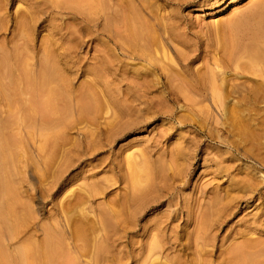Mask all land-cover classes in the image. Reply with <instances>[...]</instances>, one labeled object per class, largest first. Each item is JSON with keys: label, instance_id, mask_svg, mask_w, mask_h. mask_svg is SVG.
Instances as JSON below:
<instances>
[{"label": "rangeland", "instance_id": "1", "mask_svg": "<svg viewBox=\"0 0 264 264\" xmlns=\"http://www.w3.org/2000/svg\"><path fill=\"white\" fill-rule=\"evenodd\" d=\"M62 1L0 0V264H264V0Z\"/></svg>", "mask_w": 264, "mask_h": 264}, {"label": "bare ground", "instance_id": "2", "mask_svg": "<svg viewBox=\"0 0 264 264\" xmlns=\"http://www.w3.org/2000/svg\"><path fill=\"white\" fill-rule=\"evenodd\" d=\"M2 1H3V0H2ZM7 1H8V0H7ZM25 1H29V2H31V3L34 4L36 7L41 8L42 10H43V8H42L43 5L45 4L44 0H25ZM59 1H60V0H59ZM59 1L57 0V2H59ZM76 1H77V0H75V1H73V0H69V1H67V0H66V2H76ZM82 1H84L85 5H86V2H87L88 5H91V6H92V7H90V10H91V8L94 7V5H93V4H94V3H93V0H86V1H85V0H82ZM82 1L80 0V2H82ZM99 1H100V0H99ZM62 2H63V1L61 0L59 3L61 4ZM64 2H65V1H64ZM66 2H65V3H66ZM103 2H104V1H103ZM7 3H8V2H7ZM47 3H48V2L46 1V5H47ZM52 3H53V2H52ZM54 3H56V2H54ZM65 3H64V4H65ZM77 3H79V0L77 1ZM84 3L82 2L81 4L84 5ZM125 3H126V2H125ZM1 4H2V3H1ZM60 4H58V6H59ZM62 4H63V3H62ZM62 4H61V6H62ZM67 4H69V3H67ZM67 4H66V5H67ZM73 4H74V3H73ZM73 4L70 3L68 6H71V7H72V6L75 5V4H74V5H73ZM103 4H104V3H103ZM103 4H102V8H103ZM7 5H8V4H7ZM55 5H56V4H55ZM78 5H80V4H77V6H74V7H77V8L80 9V6H81V5H80L79 7H78ZM11 6H12V5H11ZM11 6H10V7H11ZM56 6H57V5H56ZM64 6H65V5H64ZM99 6H100V5H99ZM82 7H83V6H82ZM86 7H87V6H86ZM86 7H85V8H86ZM88 7H89V6H88ZM88 7H87V9H88ZM3 8H4V7H3ZM99 8H100V7H99ZM1 9H2V8H1ZM41 9H40V10H41ZM44 9H45V8H44ZM83 9H84V7H83ZM90 10H88V11H90ZM92 10H93V9H92ZM91 12H92V11H91ZM27 13H28V12H27ZM40 13H41V12H40ZM92 13H93V12H92ZM94 13H95V12H94ZM5 14H6V13H4V15H5ZM41 14H42V13H41ZM11 15H12V14H11ZM90 15H91V13H90ZM92 15H93V14H92ZM13 17H14V16H13ZM44 18H45V17H43V16H39V18H38V20H37V23H39V24H38L39 26H40V24H42V23L44 22ZM12 19H13V18H12ZM263 19H264V18H263ZM127 20H129V19H127ZM131 22H132V21H131ZM131 22H130V23H131ZM133 22H134V21H133ZM133 22H132V23H133ZM22 24H25V23H22ZM22 24H21V26H20V23L17 24L18 29H19V27L21 28V27L23 26ZM130 26L133 27L132 24H129V27H130ZM23 27H24V26H23ZM27 27H28V26H27ZM29 27H30V26H29ZM29 27H28V28H29ZM133 28L136 30V32H135V30L133 31ZM133 28H132V30H131L132 33L135 32V33H136V36L138 37V35H137V31H138L140 28H139V29H136V27H133ZM137 28H138V27H137ZM20 30H21V29H20ZM22 30H24V29H22ZM140 30H141V29H140ZM140 30H139V31H140ZM141 31L143 32V30H141ZM19 32H20V31H19ZM139 33H140V32H139ZM144 34H145V33H144ZM140 35H142V37H141V39H142V38H143V33H140ZM132 36H133V35H132ZM128 37H129V36H128ZM132 38H133V37H132ZM134 38H135V37H134ZM145 38H147V37H145ZM20 39H21V38H20ZM136 39H137V38H136ZM148 39H149V38H148ZM151 39H152V37H151ZM142 40H144V39H142ZM142 40H141V41H142ZM146 40H147V39H146ZM144 41H145V40H144ZM154 41H155V40H154ZM148 42H149V40H148ZM145 43H147V42H145ZM128 44H129V43H128ZM147 44H148V43H147ZM132 45H133V44H132ZM129 47H130V46H129ZM139 47H140V46H139ZM17 48H18V47H17ZM133 48H135V47L133 46ZM20 49H22V48H20ZM247 49H248V48H247ZM132 50H133V49H132ZM139 50H140V49L138 48L137 51H139ZM128 51H129V50H128ZM251 51H252V50H251ZM15 52L17 53V49H16V51L14 50V53H15ZM21 52H22V51H21ZM142 52H143V51H142ZM130 54H131V53H130ZM14 55H16V54H14ZM142 55H143V54H142ZM0 63H1V61H0ZM5 63H6V61H5ZM1 64H2V63H1ZM6 64H7V63H6ZM3 68H4V67H3ZM4 70H5V69H4ZM26 71H28V70H26ZM26 71H25V74H26V76H27L28 72L26 73ZM47 71H48V70H47ZM47 71H46V69H45V72H46V73H48ZM6 72H7V71H6ZM23 72H24V71H23ZM43 72H44V71H43ZM46 73H44V74H46ZM1 74H2V73H1ZM143 74H144V73H142L141 75L143 76ZM145 74H146V73H145ZM145 74H144L143 77H146ZM148 74H149V73H148ZM152 74H153V73H152ZM22 75H23V74H22ZM47 75H48V77H49V73H48ZM47 75H45V76L43 75L42 78H46ZM136 75H137V74H136ZM153 75H154V74H153ZM26 76H25L24 80L26 79ZM33 76H35V75H33ZM40 76H41V75H40ZM149 76H150V75H148L147 77H149ZM21 77H22V76H21ZM35 77H36V76H35ZM48 77H47L46 79H44V80L42 79V80H43L44 82H47ZM28 78H29V75H28ZM38 78H39V77H38ZM38 78H37V79H38ZM40 78H41V77H40ZM50 78H51V77H49V81L51 82ZM150 78H152V77H150ZM22 79H23V78H22ZM33 79H35V78H33ZM213 79H214V78H213ZM221 79H223V78H221ZM42 80L40 79V81H42ZM36 81H37V80H36ZM43 81L40 82V84L38 83L39 86L42 85ZM220 81H221V80H220ZM220 81H219V82H220ZM226 81H227V80H226ZM29 82H30V81H29ZM50 82H47L46 84L44 83V84L42 85V87L44 88V85H45L46 87H47V85H49L48 87L50 88V87H51V84L53 83V82H51V83H50ZM0 83L2 84L3 82L0 81ZM23 83H25V82H23ZM27 83H28V82H27V80H26V84H27ZM157 83H158V82H157ZM221 83H222V82H221ZM1 84H0V87H1ZM8 84H9V83H8ZM11 84H12V83H11ZM33 84H34V83H33ZM36 84H37V82H36ZM38 84H37V85H38ZM155 84H156V83H155ZM159 84H160V82H159ZM24 85H25V84H24ZM167 85H168V84H167ZM221 85H223V84H221ZM221 85H220V86H221ZM2 86H3V85H2ZM6 86H7V85H6ZM6 86H5V87H6ZM52 86H53V85H52ZM150 86H151V85H150ZM152 86H153V85H152ZM213 86H214V84H213ZM42 87H40V88H42ZM46 87H45V88H46ZM53 87H54V86H53ZM53 87H51V88H53ZM214 87H215V86H214ZM32 88H33V86H32ZM45 88H44V89H45ZM148 88H149V87H148ZM168 88H169V86H168ZM168 88H167V89H168ZM5 89H6V88H5ZM5 89H4V87H3V90H5ZM7 89H8V88H7ZM7 89H6V92H7ZM37 89H39V87H38ZM44 89H43V90H44ZM220 89H221V88H220ZM14 90H15V89H14ZM45 90H46V89H45ZM45 90H44V91H45ZM165 90H166V89H165ZM32 91H33V90H32ZM38 91H39V90H38ZM47 91H48V90H47ZM49 91L51 92L52 90L49 89ZM53 91H54V90H53ZM149 91H150V90H149ZM169 91H171V89H170ZM12 92H13V91H12ZM22 92H23L24 95H27V91H26V90H24V91H22ZM35 92H36V90H34V91L31 93L32 96H33V93H35ZM41 92H43V91H41ZM45 92H46V91H45ZM45 92H43V94H44ZM171 92H172V91H171ZM17 93H18V92H17ZM37 93L39 94V92H37ZM53 93H55V92H53ZM53 93H52V94H53ZM146 93H147V92H146ZM8 94H9V93H8ZM31 94H30V96H31ZM38 94H36V95H37L36 97L40 96L42 93H41L40 95H38ZM45 94H46V93H45ZM48 94H50V93L48 92ZM48 94H47V95H48ZM144 94H145V93H144ZM15 95H16V94H15ZM47 95H46V96H47ZM50 95H51V94H50ZM50 95H48V97H49ZM55 95H56V97H54ZM58 95H59V94H58ZM88 95H89V94H88ZM43 96H44V95H43ZM54 96L51 97V100H52L51 103H47V102L44 100V99L46 98L45 96H44L43 98L40 96V98H41V99H40V102H41V100L43 99V100H44V104L46 105V106L43 105V107H42V104H43V103H42V104L40 103L41 105H38L39 107H36V105L39 104V103H37L38 101H36L37 98H36V99H33V98H32V99L34 100V102L36 101L35 104H34V102H32L33 100H32L31 97H30V101H31V102L33 103V105H34V106L31 105V103L29 102L30 105H31L30 108L33 107V108L36 110V108L39 109L40 106H41L42 110H45L46 108L44 109V107H47V106H49L50 104L52 105L54 99H56V98H57L56 100H57V102H58L59 98L61 97V96H60V97H59V96L57 97V94H54ZM62 96H64V95L62 94ZM129 96H132V95H129ZM169 96H170V95H169ZM16 97H17V96H16ZM48 97L46 98V100L49 102L48 99H50V97H49V98H48ZM91 97H92V96H91ZM133 97H136V96H133ZM8 98H9V96H8ZM8 98L6 97V100H7ZM136 98H137V97H136ZM142 98H143V97H142ZM168 98H170V97H168ZM11 99H12V98H11ZM13 99H14V98H13ZM13 99H12V101H13ZM38 99H39V98H38ZM61 99H62V98H61ZM61 99H60V100H61ZM80 99H81V98H80ZM89 99H90V98H89ZM89 99H88V100H89ZM145 99H148V98H147V95H146V98H145ZM8 100H9V99H8ZM19 100H21V99L18 98V101H17V102H19ZM43 100H42V101H43ZM51 100H50V101H51ZM138 100H140V99H138ZM142 100H143V99H142ZM148 100H149V99H148ZM171 100H172V99H171ZM15 101H16V99L14 100V102H15ZM83 101L85 102V100H83ZM91 101H92V100H91ZM93 101H94V100H93ZM93 101H92V103H93ZM9 102H10V101H9ZM9 102H7V103H9ZM14 102H13V104H14ZM54 102H55V101H54ZM80 102H81V101H80ZM84 102H82V107H83V105H84ZM85 103H86V102H85ZM13 104H12V105H13ZM19 104H20V103H19ZM47 104H48V105H47ZM53 104H54V106H55V103H53ZM57 104H58V103H57ZM57 104H56V105H57ZM59 104H60V103H59ZM59 104H58V107H59ZM80 104H81V103H80ZM86 104H87V103H86ZM86 104H85V106H86ZM88 104H89V103H88ZM94 104H95V102H94ZM96 104H97V102H96ZM104 104H105V103H104ZM0 105H3V107H5V106H4V98H3L2 96H0ZM15 105H17V104L15 103ZM102 105H103V104H102ZM13 106H14V105H13ZM19 106H20V105H19ZM54 106H53V109H50L52 106H51V107L49 106L50 108H48V110H50V111L53 110V111H54V109L57 107V106H55V107H54ZM75 106H76V105H75ZM85 106H84V108H85ZM87 106H88V105H87ZM90 106H91V104H89L88 108H89ZM92 106H93V105H92ZM97 106H98V105H97ZM106 106H107V105H106ZM14 107H15V106H14ZM35 107H36V108H35ZM58 107H57V110H56V109H55V110L57 111V114L60 115L59 110H58ZM62 107H63V106H62V104H61V107H59V108L62 109ZM64 107H65V106H64ZM78 107H79V106H78ZM8 108H9L10 110H12L11 107H8ZM28 108H29V107H28ZM41 108H40V109H41ZM91 108H92V107H91ZM93 108L95 109V107H93ZM99 108H100V107H99ZM102 108H103V107H102ZM116 108H117V107H116ZM14 109H15V108H14ZM26 109H27V108H26ZM34 109H33V111H34ZM94 109H93V110H94ZM97 109H98V108H97ZM15 110H16V109H15ZM24 110H25V109H24ZM27 110H29V109H27ZM42 110H40V111H42ZM66 110H67V109H66ZM98 110H99V109H98ZM100 110H101V108H100ZM100 110H99V111H100ZM1 111H2V110H1ZM38 111H39V110H38ZM45 111H46V110H45ZM60 111L62 112V110H60ZM78 111H79V110H78ZM83 111H84V110H83ZM23 112H25V111H23ZM27 112H28V111H27ZM36 112H37V110H36ZM54 112H55V111H54ZM96 112H97V111H96ZM4 113H7V111L4 110ZM15 113H16V112H15ZM15 113H14V114H15ZM30 113L32 114L31 111H30ZM45 113L47 114V112H45ZM49 113H50V112H49ZM51 113H52V111H51ZM62 113H64V111H63ZM62 113H61V114H62ZM65 113H67V112H65ZM17 114H18V113H16L15 115H17ZM23 114H24V113H23ZM23 114H22V115H23ZM28 114H29V113H28ZM28 114H26V117L23 115V116H24L23 118L28 119V118L30 117V116H28ZM31 114H30V115H31ZM34 114H35V111H34ZM42 114H43V115H46V114H44V111L42 112ZM42 114H41V115H42ZM55 114H56V112H55ZM57 114H56V116H57V119H58V115H57ZM35 115H37V114H35ZM35 115H32V117L35 116ZM49 115H50V114H49ZM63 115H65V114H63ZM7 116H8V115H7ZM10 116H11V115H10ZM50 116H51V115H50ZM52 116H53V114H52ZM60 116H61V115H60ZM21 117H22V116H21ZM27 117H28V118H27ZM46 117H47V118L49 117L48 114H47V116H45V120H44V121H45V122H44L45 124H46V121H47V122H48V120L50 121V119H49L50 117L48 118V120H46V119H47ZM33 118H34V117H33ZM42 118H44V117H42ZM52 118H54V117H51V123H53L54 120H55V119H52ZM65 118H66V117H65ZM60 119H61V118H60ZM60 119H58V120H60ZM6 120H7V119H6ZM23 120H24V119H23ZM23 120H22V121H23ZM30 120H31V119H30ZM58 120H57V121H58ZM136 120H137V119H136ZM24 121H25V120H24ZM55 121H56V120H55ZM57 121H56V123H54V125H55V124H58ZM23 123H24V122H23ZM23 123H22V124H23ZM61 123H62V120H61ZM13 124H15V123H13ZM59 124H60V123H59ZM134 124H135V123H134ZM47 125H49L50 127H52V125H51L50 123H49V124L47 123ZM62 125H63V124H62ZM129 125H130V123H129ZM12 126H13V125H12ZM12 126H11V127H12ZM43 126H44V125H43ZM125 128H126V127H125ZM58 132H59V131H58ZM117 134H118V133H117ZM60 135H61V134L59 133V137H60ZM14 136H15V135H14ZM14 138H15V137H14ZM10 139H11V138H10ZM17 139H19V138H17ZM47 139H48V138L46 137V140L44 141L45 143L48 141ZM59 139H60V138H59ZM15 140H16V139H15ZM49 140H50V138H49ZM16 141H17V140H16ZM16 141H14V143H15ZM18 141H19V140H18ZM20 141H21V140H20ZM12 142H13V141H12ZM21 142H22V141H21ZM48 142H49V141H48ZM2 144H3V143H2ZM47 144L50 146V142L47 143ZM45 147L48 148V146H46V144H45ZM50 147H51V146H50ZM50 147H49V149H50ZM49 149H48V150L45 149V150H46V151H49ZM50 150H51V149H50ZM87 150H88V149H87ZM90 151H91V149H90ZM90 151H88V152H90ZM88 152H87V153H88ZM47 155H48V153H47ZM50 156H52V155H50ZM50 160H51V158H50ZM50 162H51V161H50ZM48 163H49V160H48ZM136 163H137V162H136ZM49 164H50V163H49ZM49 164H48V165H49ZM134 164H135V163H134ZM132 166L134 167V165H132ZM136 166H138V163H137ZM133 167H130L131 170H132ZM142 167H143V166H141L140 168H142ZM135 168H136V167H135ZM135 168H134V169H135ZM140 168H138V170H139ZM136 170H137V168L135 169V171H136ZM138 170H137V172H138ZM143 170H144V169H143ZM132 172L135 173V174H136V172H134V170H133V171H131V174H132L133 177H134L133 179H136V180H137L138 178H137V177L135 176V174H133ZM138 173H139V172H138ZM140 174H141V173L136 174V175L141 176ZM143 174H144V172H143ZM129 175H130V174H129ZM47 176H48V175H47ZM139 176H138V177H139ZM130 179H131V177H130ZM130 181H132V180H130ZM138 181H139V180H138ZM138 181H137V182L134 181V182H136V183H134L133 181H132L133 183H132V182H130V183H132L133 186H134L135 184H138ZM140 184H141V182H139V184L136 185V187L139 186ZM133 186H131V188H132ZM141 186H142V185H141ZM141 186H140V187H141ZM136 187L134 186V187L132 188V191H134L133 189H134V188L136 189ZM138 188H139V187H138ZM141 189H142V188H141ZM50 190H51V189H50ZM136 190H137V189H136ZM136 190H135V191H136ZM135 191H134V192H135ZM137 191H138V190H137ZM141 191H142V190H141ZM143 191H144V190H143ZM48 192H49V191H48ZM138 192H140V190H139ZM138 192H136V193L138 194ZM141 193H143V192H141ZM144 193H145V192H144ZM144 193H143V195H144ZM137 194L134 193V195L131 196L132 199H133L134 196H136ZM141 196H142V195H141ZM136 198H137V197H135V199H136ZM138 198H139V195H138ZM128 199H129L130 202H131V199H130V198H128ZM128 199H127L126 202H127V203H130V202H128ZM135 199H134V200H135ZM132 201H133V200H132ZM134 202H135V201H134ZM115 213H116V212H115ZM119 215H123V216H124L123 213H122V214L120 213ZM114 216H116V219H118V220L120 221V219H119V217L117 216V214H114ZM121 217H122V216H121ZM80 218H81V217H80ZM113 218H114V217H113ZM125 218H126V217H124L123 219L125 220ZM78 220H79V219H78ZM88 220H89V219H88ZM102 220H103V219H102ZM125 221H126V220H125ZM77 222H78V221H77ZM77 222H76V223H77ZM85 222H86V221H85ZM122 222H124V221H122ZM89 223H91V221H90ZM120 223H121V222H120ZM83 225H84V224H83ZM88 225H89V224H88ZM77 226H78V225H77ZM77 226L75 227V229H76V230H75V233H76V231H77L78 234L80 235V234H81L80 231L84 232V231H83V230H84L83 228H84V226H86V225H84L83 228H80V227H82V226H80V225H79V227H77ZM90 227H92V226H90ZM78 228H80L81 230L79 231ZM86 228H87V227H86ZM113 228H114V227H113ZM2 229H3V228H2ZM90 230H91V229H90ZM0 232H2V231H0ZM84 233H85V232H84ZM78 234H77V235H78ZM79 235L77 236L78 239H79L80 237H82L81 235H80V236H79ZM82 235L84 236L83 233H82ZM84 237H86V236H84ZM80 239H81V238H80ZM83 239H84V238H83ZM48 241H49V240H48ZM56 241H58V240H56ZM53 242H55L54 239H53ZM53 242H51V243H52V244H51L52 246L50 245V243H49V245H48L47 247H45V245L43 246V247H45V248H44V259H45L46 263H49V262L52 261V256H53V253H54L53 251L55 250V252L57 253V251H58L57 248L59 249V247L61 246V244L58 245L59 242H58V243L55 242V243L58 245V247H57L55 244H54L55 246H53ZM46 243H47V241H46ZM246 244H247V243H246ZM101 245H102V244H101ZM245 246H246V245H245ZM247 246H248V245H247ZM247 246L245 247V249L247 248ZM39 247H40V245H39ZM41 247H42V246H41ZM53 247H55V249H54ZM95 247H96V246H95ZM97 247H98V246H97ZM152 247H153V246H152ZM98 248H99V247H98ZM156 248H157V247H155V249H156ZM243 248H244V247H243ZM36 249H37V248H36ZM64 249H65V248H64ZM26 250H27V248H26ZM56 250H57V251H56ZM96 250H98V249H96ZM233 250H234V249H233ZM233 250H230V251L228 250V251L231 252V251H233ZM240 250H241V249H239V248L236 249V250H234V251H233V255H232V252H231L230 255H229V254H228V255L226 254L227 256H230V257L228 258V261L230 260V261H229L230 264H232V263H233V264H237V261H238V260H239V261H240L241 259L244 260V258H241V257H240V255L242 254V253L240 252ZM243 250H244V249H243ZM247 250H248V249L244 250L245 252H244V251H243V252L246 253ZM33 251H34V249H33ZM36 251H37V250H36ZM228 251H226V252L229 253ZM64 252H65V251H64ZM226 252H225V253H226ZM249 252H250V251H249ZM249 252L246 253V255H247L248 258H249V256H250V255H249ZM251 252H252V251H251ZM254 252H255V251H254ZM254 252H253V253H254ZM59 253H61V250H60L57 254L60 255ZM105 253H106V251H105ZM225 253H223V254H225ZM240 253H241V254H240ZM257 253H258V255H261V254H260L261 251H260V253H259V252H257ZM28 254H29V253H28ZM255 254H256V252H255ZM36 255H37V254H36ZM39 255H40V254H39ZM198 255H200V254H198ZM204 255H205V254H204ZM231 255H232V256H231ZM256 255H257V254H256ZM27 256H28V255H27ZM29 256H30V255H29ZM33 256H34V255H33ZM56 256H57V255H55V256H53V257H56ZM67 256H69V255L66 254V257H67ZM13 257H14V256H13ZM37 257H38V256H37ZM57 257H58V256H57ZM57 257H56V258H57ZM64 257H65V255H64ZM66 257H65V258H66ZM199 257H201V256H199ZM253 257H255V256H253ZM7 258H8V257H7ZM59 258H60V257H59ZM61 258H62V257H61ZM65 258H63V259H65ZM239 258H241V259H239ZM0 259H1V258H0ZM8 259H9V258H8ZM24 259H25V258H24ZM32 259H33V258H32ZM39 259H40V257H39ZM179 259H180V258H179ZM198 259H199V258H198ZM223 259H224V258H223ZM226 259H227V258H225V260H226ZM253 259H254V258H253ZM54 260H57V259L54 258ZM72 260H73V262H71ZM74 260H75V259H71L70 262L73 264V263H75ZM155 260H156V259H155ZM180 260H181V259H180ZM180 260H179V261H180ZM251 260H252V258H251ZM255 260H256V259H255ZM4 261H5V263H6V260H4ZM4 261H3V262H4ZM9 261H10V259H9ZM28 261H29V259H28ZM196 261H197V260H196ZM226 261H227V260H226ZM232 261H233V262H232ZM41 262H42V261H41ZM41 262H40V263H41ZM64 262H67V261H64ZM229 262H228V264H229ZM234 262H235V263H234ZM245 262H246V261H245ZM250 262H251V261H249V263H250ZM252 262H253V261H252ZM256 262L258 263L257 260H256ZM27 263H28V262H27ZM57 263H58V262H57ZM67 263H68V262H67ZM67 263H66V264H67ZM194 263H195V262H194ZM243 263H244V262H243ZM249 263H247V264H249ZM8 264H9V263H8ZM52 264H53V263H52ZM152 264H154V263H152ZM197 264H198V263H197ZM224 264H225V263H224ZM238 264H242V263H239V262H238ZM250 264H251V263H250Z\"/></svg>", "mask_w": 264, "mask_h": 264}]
</instances>
